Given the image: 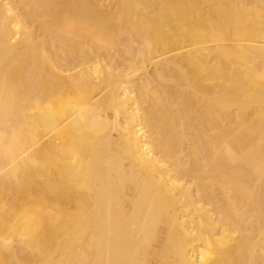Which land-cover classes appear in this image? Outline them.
Segmentation results:
<instances>
[{"label":"bare ground","instance_id":"1","mask_svg":"<svg viewBox=\"0 0 264 264\" xmlns=\"http://www.w3.org/2000/svg\"><path fill=\"white\" fill-rule=\"evenodd\" d=\"M0 264H264V0H0Z\"/></svg>","mask_w":264,"mask_h":264},{"label":"rangeland","instance_id":"2","mask_svg":"<svg viewBox=\"0 0 264 264\" xmlns=\"http://www.w3.org/2000/svg\"><path fill=\"white\" fill-rule=\"evenodd\" d=\"M13 239H15L16 241H20V237L17 234H13ZM151 255H159L160 256V248H154L152 250H150L149 252Z\"/></svg>","mask_w":264,"mask_h":264}]
</instances>
